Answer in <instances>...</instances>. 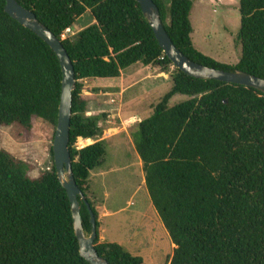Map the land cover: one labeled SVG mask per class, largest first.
<instances>
[{
  "label": "trees",
  "instance_id": "trees-1",
  "mask_svg": "<svg viewBox=\"0 0 264 264\" xmlns=\"http://www.w3.org/2000/svg\"><path fill=\"white\" fill-rule=\"evenodd\" d=\"M195 0H153L181 53L200 65L264 79V0H239L236 65L195 49L189 15ZM61 41L74 68L69 150L75 183L87 197L103 164L105 115L85 116V80L115 79L136 64L169 74L172 88L130 136L145 187L174 245L169 264H264V95L251 88L192 78L165 56L135 0H17ZM0 0V127L55 128L62 71L53 50L5 12ZM94 21L63 38L87 13ZM175 95L189 99L170 106ZM79 139L94 140L78 149ZM53 162L52 147L50 148ZM0 149V264H89L79 253L70 203L54 165L37 178ZM84 231L90 216L80 197ZM95 241L108 264H142L117 243Z\"/></svg>",
  "mask_w": 264,
  "mask_h": 264
},
{
  "label": "rangeland",
  "instance_id": "rangeland-1",
  "mask_svg": "<svg viewBox=\"0 0 264 264\" xmlns=\"http://www.w3.org/2000/svg\"><path fill=\"white\" fill-rule=\"evenodd\" d=\"M189 19L192 26L191 41L197 51L222 64L236 65L239 62V0H195ZM93 23L88 12L63 38L72 39L80 30ZM82 84V95L88 102V113L85 116L105 115L101 125L102 137L107 135L108 139L112 136L118 138L114 140L113 148L106 146L104 163L99 167L113 169L107 184L111 195L110 203H114L112 206L125 207L130 201L132 185L136 183L132 176L135 150L130 133L137 123L151 114L161 97L171 90V78L156 67L136 64L125 69L122 78L118 80L93 79L85 80ZM188 99L186 96L175 95L169 104L173 106ZM54 131L55 128L39 119H33L30 130L18 126L0 127V149L26 162L29 165L28 175L37 178L53 166L50 148ZM128 163L132 167L130 173L124 169ZM101 183L96 187L102 192ZM144 192L138 196L144 200V205L140 203L138 206L136 201L139 198L136 197L133 206L128 205L126 211L118 216L121 229L111 233L122 240L128 253L140 257L142 264H169L175 247L162 222L158 221L160 225L155 223L158 215L151 205L147 191ZM87 197L93 203L90 188ZM133 224H140L143 228L140 235L134 237L135 244L140 242L137 243L139 247L127 246L125 243L129 240V230Z\"/></svg>",
  "mask_w": 264,
  "mask_h": 264
},
{
  "label": "water",
  "instance_id": "water-1",
  "mask_svg": "<svg viewBox=\"0 0 264 264\" xmlns=\"http://www.w3.org/2000/svg\"><path fill=\"white\" fill-rule=\"evenodd\" d=\"M151 27L154 36L170 62L184 74L199 80H212L227 84L244 86L264 95V79L235 70L227 72L195 63L176 48L169 38L161 20L159 8L153 0H135ZM5 12L26 29L42 39L56 54L62 71L61 94L58 107V118L52 143L53 165L62 188L66 191L70 203L73 229L79 245L80 255L89 264H108L95 249L97 238L96 218L75 183L72 171V158L69 150L70 123L72 117V93L76 87L74 68L61 41L51 30L41 23L36 15L23 8L17 0H6ZM78 197L82 199L90 216L91 230L87 234L83 228Z\"/></svg>",
  "mask_w": 264,
  "mask_h": 264
},
{
  "label": "crops",
  "instance_id": "crops-1",
  "mask_svg": "<svg viewBox=\"0 0 264 264\" xmlns=\"http://www.w3.org/2000/svg\"><path fill=\"white\" fill-rule=\"evenodd\" d=\"M122 76H123V72L121 73V78ZM116 139L118 138L113 137V136L108 139V136L105 135L101 139H99V141H103L106 146L113 148V146L115 145L114 140ZM82 141L85 147L95 142L94 140H91V139L82 140ZM134 166H135V169L133 171L129 163L124 167V169L128 173L132 171L133 172L132 176L135 177L136 179V183H134L131 188L130 201L128 203L129 206H133V200L136 197H138L142 191H145L144 193H146L147 191L145 187V182H144V173H143L142 163L136 151H135V156H134ZM112 173H113V169H110V168L109 169H105L102 167L96 168L95 170L92 171L90 175L89 188H90V192L92 193L94 207L97 212L98 235H99L100 242L117 243L121 246H125V244L124 245L122 244V240L117 239V236L111 233V231L115 232L121 229L120 228L121 227L120 218L118 216L124 213L126 209L128 208V205H125V207L120 206V205L112 206L114 203H110L111 195L109 194V188L107 187V184L109 182L108 181L109 175ZM100 182H102L101 183L103 187L102 192L99 191V188L96 187L97 184ZM142 197L144 198V196ZM138 198H139L138 201H136L138 203V206L140 205V203L144 205V200L140 199V197ZM158 221L161 222L159 217L157 218V220H155V223H157V225H160L159 224L160 222ZM142 230L143 228H141L140 224L131 225L130 230H129L131 234L129 235V240L125 242L126 245L127 246L138 245L137 247H139L140 245L137 243H140V242H137L135 244L134 240L136 237L140 235V232Z\"/></svg>",
  "mask_w": 264,
  "mask_h": 264
},
{
  "label": "built area",
  "instance_id": "built-area-1",
  "mask_svg": "<svg viewBox=\"0 0 264 264\" xmlns=\"http://www.w3.org/2000/svg\"><path fill=\"white\" fill-rule=\"evenodd\" d=\"M75 147L78 149H81L84 147L82 139H79L77 143L75 144Z\"/></svg>",
  "mask_w": 264,
  "mask_h": 264
}]
</instances>
